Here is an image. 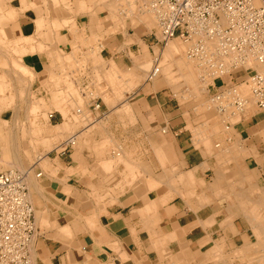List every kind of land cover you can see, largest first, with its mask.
Masks as SVG:
<instances>
[{"label": "crops", "instance_id": "obj_1", "mask_svg": "<svg viewBox=\"0 0 264 264\" xmlns=\"http://www.w3.org/2000/svg\"><path fill=\"white\" fill-rule=\"evenodd\" d=\"M88 1H22V6L30 7L21 13L19 36H31L58 54L35 55L36 95L50 106L47 115L53 127L65 123L72 127L58 141L69 137L75 140L67 155L54 151L55 157L48 158L54 165L53 176H46L47 172H40L34 165L27 168L34 175L41 174L36 179L49 200H38L40 207L46 208L50 226H36L38 235L31 249L34 264H201L219 252L227 256L238 248L236 252L243 253L249 247V235L244 226L247 221L238 215V210L244 212L252 229L255 222L251 214L258 212L262 219L257 227L264 229V189L257 190L254 185L256 171L261 167L256 155L260 151L256 149L258 138L253 130L264 125V114L245 118L243 111L239 122L221 131L218 127L222 118L210 105L203 107L199 88L198 116L194 107H173L165 92L152 89L149 83V87L119 90L118 79L108 82L103 70L114 65L119 72L128 71L122 66L131 64L140 51L139 68L147 63L148 52L128 39L121 26L112 23L111 12ZM68 56L69 60L73 58L70 61L76 67L72 71L78 75L67 101L57 103L56 99V105L48 89L47 68L50 63L63 64ZM92 60L98 61L96 89L87 74ZM62 84L59 82L56 88L59 95L65 91ZM187 88L190 91L191 87ZM210 90L216 91L212 86ZM96 104L98 108L94 109ZM251 107L245 111L250 112ZM192 129L198 131L196 141ZM236 138L238 144L231 147ZM222 154L234 160L237 167L228 169L226 162L221 165L220 161L226 160ZM241 161L257 170L247 171L239 166ZM259 176L263 179L264 173ZM27 180H31L29 176ZM223 181L228 188H224ZM236 183L248 187L240 191L237 186L235 190ZM223 189L236 204L226 201ZM257 251L260 257L261 249Z\"/></svg>", "mask_w": 264, "mask_h": 264}, {"label": "bare ground", "instance_id": "obj_2", "mask_svg": "<svg viewBox=\"0 0 264 264\" xmlns=\"http://www.w3.org/2000/svg\"><path fill=\"white\" fill-rule=\"evenodd\" d=\"M94 1H95V3H96L97 6H100V7L104 8V9H107L109 12H111V14H112L111 18L114 21L112 23H115L118 26H122L125 23H130L133 26L134 25L135 26H139L140 28H144L146 30H149L150 28H152L154 26L155 27L157 26V15H156V11L154 10L153 5H152L155 0H89L88 2L93 3ZM140 1L143 2L141 4V6H136V4L138 2H140ZM15 2H17V4H18L19 1L16 0ZM138 4H140V3H138ZM22 5L21 4L20 5L18 4L17 7L16 6L15 7L14 6L11 7V9H9V11H7V13H6L7 15H5V16H7V19H9V20H13V18L15 19V16L17 15V12L18 11H24L25 9H27L28 7H30V5L29 6H22ZM23 37L24 38H21L19 41L16 42V44H14L15 47H13V49H11L12 47H10V51L11 52H8V51H6V50L3 49V46H4L5 41H4L3 38L0 37V55L3 56V57H6L7 56V59L5 61L3 60L1 62L2 63H7L8 64V68H10L12 71H15L16 80H20V83H21V80H22L25 84H30L34 80V78H35V71H34V57H35V55L37 53L45 52V54H47L48 56L50 55V57H51V55L53 56V55H56L57 53L55 51H50L49 49L44 48L41 43H39L37 41H34L31 36L25 35ZM90 43H91V41H90ZM197 44H198V46H197ZM6 45H8V44L6 43ZM61 52L62 51H60V53ZM154 52L156 53V58H155L154 61L149 60V61H147V63H145V65H143V66H141L139 68H134V69H137L141 73L140 74L141 76H139L138 71L137 72L135 71V72L132 73L131 72V69H129L128 71L125 70L124 73L122 71L119 72L118 70H116L117 68H115L114 65H111V66L110 65L109 66L107 65L108 68H105V70H103L104 76L108 79L107 80L108 82H110V81L113 82L112 79H114V78L118 79L119 82H118V85L117 86L119 87V90L123 89L125 91H129L130 88L136 86V84H138V82L141 80L140 77H143L144 78L143 81H146V87H149L147 81H149L151 83V87L154 90H157V89H159V88L167 85V86H169V87L172 88V90L174 91V93L178 96L179 101L180 102L181 101L184 102L185 99H188L187 98L188 96H190V97L193 96L192 98L195 99L196 96L198 95L199 89L205 91V87L207 85L206 83H207V81H208L209 78L210 79H215V77L223 76L222 74L228 73L230 71V69H232L231 67H233V68L235 67L236 68L235 70H238V69H240L242 67H248V66H250L251 68H253L255 70H258V69L260 70L261 69L255 63V61L252 60V59H250V58H248L245 62H242V63L236 62L233 59V56L232 55H230L228 53L227 54L224 53L225 51H222L219 48V40L216 37H210L208 35L201 34V33H198L197 35H195L191 40H183L181 38L175 37V38H173L171 40H168L162 48H160V47H158L156 45V47L154 48ZM70 54L71 53H69L68 55L71 56ZM66 55L67 54H65L64 57H66ZM69 56L66 59H68ZM92 57L95 58L96 56H92ZM92 57H90V58H92ZM53 59H55V58H53ZM50 60H51V58H50ZM70 60L73 61V58H71ZM70 60L69 59L67 61L64 60V62L66 61V63L63 62V64H59V61L57 62L58 64H56V63H50L49 66H48V68H47V74H48V81H47L48 82V89L52 93V97H53V101H54L53 103H56V99H59V101L57 103L67 101V98L69 96V93L72 91V90H69V89H71V87L73 85V79H75L74 77L76 76L77 72L72 71L76 67V64H74L75 63L74 62L73 65H72V63H71ZM85 60H87V59H85ZM97 63H98L97 60H94V61L92 60L89 63V65H88L89 67H91V69L89 67L87 68V69L90 70V71L88 70V72H87L88 78L90 77V78H92L91 80L94 81L93 84H95V85H92V84L91 85H92V87L94 86L95 89L98 86V80H99L98 79V73L95 70V65ZM108 63L111 64L110 62H108ZM243 63H245V64H243ZM105 64L106 63H104V65ZM84 70H85V68H84ZM203 75L206 76V77H208V79L206 80V78H201ZM198 78L199 79H203V81H206V82H204V84L201 83L202 86H203V89L202 88H199L198 89V87H199V86H197L198 85L197 80H199ZM65 81H67V82H65ZM59 82H62L64 84V86H65V91H63V95H62V93H60V95H59L56 92V88H57ZM43 85H44V83H43ZM88 85H89V82H88ZM180 86L181 87H183V86L189 87L190 86L191 87V90L188 91V94H187V92L185 94V90H184V92L181 91L180 90V88H181ZM4 88H8L10 90L12 87H11V84H8L5 81V76L4 75H1L0 76V93L3 91ZM232 88L233 89L230 91V93L228 92V95L229 96H232V97L233 96H239V98H242L243 101L245 102V105L243 106V109H242L241 112H243V111L247 110L249 107H251V105L254 102H253V98H252L251 93H250L249 86L247 84H245V83L242 82L238 86H235V87H232ZM146 89H148V88H146ZM93 91H94V89H93ZM81 92H82V90H81ZM75 93H78V92H75ZM29 94H31V93H29ZM76 96H78V95H76ZM7 97L8 98H6V99H4V97H3L2 99H0V101L3 102V103L13 102L14 95H11V93H10V95H8ZM122 97H121V99H122ZM78 101H79V103H82V99L81 98ZM57 103H56V105H57ZM108 103H109V100H108ZM206 103H208L209 105L212 106L213 111L215 112V114L221 119L222 117L217 113L215 103L212 100L210 102L208 100V102H206ZM78 104L77 105L75 104L76 105V108H77ZM106 104H107V102H106ZM70 106H73V105L71 104ZM81 106L78 107V108L81 109ZM204 106L206 107L207 104H204ZM203 107H201V108L203 109ZM49 108H50V106L49 105H46L43 102V100L38 99V100H36L34 102H30L27 113H30L31 116L33 115L32 117H34V119H35V115L34 114L37 113V111L39 113H40V111L41 112H47V111L49 112ZM75 112H76V110H75ZM64 113L66 114V112H64ZM64 113H63V116H65ZM204 113H206V112H204ZM240 113L238 115H236L233 118L234 120H231V122H233V123L234 122H237ZM40 115L42 116V114H40ZM34 119H32V120H34ZM47 119H48V116H47ZM73 119H75V118L73 117ZM25 121H27V119ZM67 121H69V120H67ZM73 121H75V120H73ZM204 123H205V121H204ZM221 123H222L223 128H225L223 122H221ZM68 125L69 124H66L65 123V124H62L60 126H58V125L55 126V127H52L51 126L52 128H49L48 126H46V128H42V127H40L39 123H37L35 120L32 121V122H28V123L25 124V127L27 126V130H26L27 131V138H28L27 140H28L29 145L31 146V152H32L31 153V157H33L34 159L37 160L39 166L43 170H48L49 172L51 171V173H52L54 171L53 170V167H52L53 164H51V162L45 157L44 154H37V155H35V149H36L37 145L38 146H41L43 148L42 150L47 153V151L49 150V148L47 146H49V144H51L55 140H57L58 137H62L63 134L69 133L68 132L70 130L69 127H71V126L68 127ZM7 126H8V124H7V122L5 120H0V171L2 172L4 170H6L7 172H15V171H18L17 170V166L20 167L22 165L14 157L13 149H14V146H15V149L18 148V150H19V148H20V150H21V147H19L20 146V138L23 135V133H25V130H24V127H23V128H21L19 130V133H18V129H17L16 130V133L14 132V134H13L12 132H10L8 130H5V131L2 130V127H7ZM229 129H231V128L229 127ZM225 130H227V129H225ZM48 131H49V133L47 134L48 135L47 137L38 138V136H37L38 134H40V133H47ZM70 131H72V130H70ZM17 134H19V135H17ZM62 142H61L62 145H69L71 148L73 146H75V144H74L75 143L74 137H69L67 139H64ZM13 144H14V146L12 147ZM216 146H218V145H216ZM100 147H103V146H100ZM61 149H63V148H61ZM25 152H23V153H25ZM218 156L220 157L221 155L219 154ZM76 157H75V159H76ZM222 157H224L223 154H222ZM219 159H221V158H219ZM219 159H217V160L219 161ZM74 161H76V160H74ZM120 162H122V161H120ZM26 171H24V172L25 173H29V171H27V172ZM79 172H81V171H79ZM33 178L36 179V175H34ZM188 178H189V176H188ZM25 182H26V185H27L28 190H29L30 201H31V204H32V207H33V210H34V218L36 220V223H38L40 226H43V227H49L50 226V223H49V220H48V215H47L46 208L40 207V205H41L39 203L40 201L38 202L39 199H41V200H44L45 199V197L42 195L41 187L39 186V184H38L37 181L32 180V179L29 181L26 178L25 179ZM180 182H181V180H180ZM220 182H221V180H220ZM250 185H249V187H250ZM247 187H248V185H247ZM248 198H250V197H248ZM204 201H206V200L204 199ZM263 202H264V200H263ZM239 203H241V201L238 202V204ZM247 203H248V201H247ZM251 206L254 207L253 204ZM251 215H253L252 216L253 218H251V219H253V221L255 222L254 225H253V229H252L253 230V233L255 235V238H256L255 246L257 247V249H259L261 247L260 248L261 249V252H260V255L261 256L259 258H257V261L256 262H257V264H264V243H263L264 239H262V238H264V229H259L257 227L258 226L257 223H258V221L260 219H262V217L256 211H253ZM258 217H261V218H258ZM213 245H215V244H213ZM215 248H217V247H215ZM236 249H238V248H236ZM237 253H239V252L237 251ZM219 255H220V252L218 253V256ZM31 256H32L31 257L32 264H34V259H35L34 251H33V254ZM214 260H216V257L214 258ZM211 261H213V260H211Z\"/></svg>", "mask_w": 264, "mask_h": 264}, {"label": "built area", "instance_id": "obj_3", "mask_svg": "<svg viewBox=\"0 0 264 264\" xmlns=\"http://www.w3.org/2000/svg\"><path fill=\"white\" fill-rule=\"evenodd\" d=\"M152 5L156 44L165 45L175 37L191 40L201 33L216 37L219 48L236 62L254 60L261 69L242 67L241 79L250 88L256 110L264 114V0H155ZM231 68L229 75H237ZM231 90L232 86L220 87L210 95L225 129L245 105L239 96L228 95ZM26 178L24 171H0V264H32L38 233Z\"/></svg>", "mask_w": 264, "mask_h": 264}, {"label": "rangeland", "instance_id": "obj_4", "mask_svg": "<svg viewBox=\"0 0 264 264\" xmlns=\"http://www.w3.org/2000/svg\"><path fill=\"white\" fill-rule=\"evenodd\" d=\"M15 1L16 0H0V28H1L0 29V37L3 38L4 41H5L3 49L8 51V52H11L10 51V47H12L11 49H13V47H15L14 44H16V42L19 41L22 38V36H23V35L19 36L20 35V33H19L20 31H19V28L17 27L18 24H19L20 19H22L21 13L23 11H18L17 15L15 16V19L13 18V20H9V19H7V16H5V15H7L6 14L7 11H9V9H11V7H13V6L17 7L18 4ZM18 1H19L18 3H20L22 5V1H24V0H18ZM138 3H140V4H138ZM138 3L136 4V6H141V4L143 2L140 1ZM121 28L123 30V33L127 35L128 39L132 40V42L135 41L137 44H139V46L142 47V45H143L146 48V50H147L149 55L146 53L145 56L148 58V61L149 60H151V61L155 60L156 53L154 52V48L156 47V45L158 47H160V48H162L164 46V45L162 46V45L156 44V42L153 39V34L155 33L154 29H156L155 26L150 28L149 30H146L144 28H140L139 26H135V25L133 26L130 23H125V24H123L121 26ZM125 28L128 29L127 33H126V29ZM6 43L8 45H6ZM139 50H141V48ZM6 59H7V56L3 57V56L0 55V76L4 75L5 76V81L8 84H11L12 88L10 90L8 88H4L3 91L0 93V97H1L0 99H2L3 97H4V99L8 98L7 96L10 95V93H11V95H14V98H13V102H9V103H3V102L0 101V120H5L7 122V124H8L7 127H2V130L3 131L8 130V131L12 132L13 134H14V132L16 133L17 129H18V133H19V130L24 127L25 133H23V135L20 138V146L19 147H21V150H20V148H19V150H18V148L15 149L14 144L12 145V147L14 146V149H13L14 157L22 165L20 167L16 165L17 166V170L18 171H25L30 166H31V168H33V165H34L35 167H37V169H39V171L41 170L40 172H43L44 174H46V172L48 174L49 173L51 174V171L49 172L48 170H43L39 166L37 160L34 159L33 157H31V153H32L31 152V146L29 145L28 140H27L28 139L27 138V131H26L27 130V126L25 127L26 123L32 122V121L35 120L37 123H39L40 127H42V128H46V126H48L49 128H52L53 124L50 123L48 121V119H47L48 111L47 112H41L40 111V113L37 111V113L34 114L35 115V119H34V117H32L33 115L31 116L30 113H27L30 102H34V101L39 99L38 96L36 95V91H35V87H34V80L30 84H25L22 80H21V83H20V80H16L15 71H12L10 68H8V64L7 63H2L1 62L3 60L5 61ZM138 60H140V51H139L137 57L132 59V63L131 64H125V65L122 66V68L123 69H131L132 73L135 72V71L137 72L138 70L134 69V68L138 67V64H139ZM242 69L243 68L238 69L237 72H235L237 75H229V73H230L229 72L227 74H224L223 76L215 77V79H210V78L208 79V77L203 75L201 78H206V80L208 79V81L206 83L207 85L205 87V91H202L200 89L201 92L199 93V101H202L203 104L209 105L206 102H208V100L210 99V95L212 94V92L210 90V86H213L214 90H216V89H218L220 87L221 88L222 87H230V86H232V87L234 86L235 87V86H238L239 84H241L243 82L241 77L243 76V70H244V69L243 70ZM249 69H252V68H249ZM233 71H235V70H233ZM138 73H139V76H141L140 75L141 73L139 71H138ZM230 76L232 78H230ZM235 76H236V78H235ZM140 78H142V79L138 82V84H136V86L133 87V89L135 87L140 89V88H143V86L146 85V81H143V77H140ZM65 82H67V81H65ZM147 82L149 83V86H151V83L149 81H147ZM197 82H198L197 86H199L198 88H202L203 89L202 84H204V82H206V81H203V79H199V80H197ZM161 90H162V92L163 91L165 92V97L167 99H169V103H171L173 107L177 108V104L179 106L183 107L182 110H190V109H192L194 107V109H196L195 110L196 115L197 116L200 115L199 113H197V107H196L198 105V100L196 98L195 99L192 98L193 96L192 97L188 96L187 97L188 99H185L184 102L181 101L182 102L181 103L179 101L178 97L174 95V91L172 90L171 87L166 85V86H163V87L159 88L157 91H161ZM180 90L183 91V92L185 90V94H186V92L188 94L189 88H187L186 86L185 87L183 86V88L182 89L180 88ZM29 93H31V94H29ZM253 102H254V99H253ZM251 106H252L251 107L252 109L250 110V112L249 111H247V112L244 111V117L245 118L249 117L250 115H255L256 113H258L254 103ZM204 108H205V106H204ZM210 108L213 111V108H212L211 105H210ZM40 114H42V116L43 115L44 116L42 117ZM26 119H27V121H25ZM32 119H34V120H32ZM218 129H220L221 131L223 130V127H222L221 124H219ZM253 130L255 132V135L258 138L259 146L257 144V148L256 149L259 148L260 151H259V153H256V155L258 156L257 163L260 165V167H261L260 169L261 170H258V172H257L256 171L257 169L255 170V168H253V167H249L248 168L243 163V161H241V165H239V166L248 168L247 171H250L249 169H254L256 171V178H255V181H254V185H255V187H257V190L261 191V190L264 189V177H263V179H261L260 176H259V174H261L262 172L264 173V136H263V133H262V132H264V125H262V126L258 125L256 127H254ZM192 131H193V135H194L193 136V140L196 141V139H195L196 137L195 136L198 137V135L196 134V132H198V131L196 129H192ZM259 132H261V134H259ZM48 133H49V131L47 133H40L37 136H38V138H44V137L48 136L47 135ZM17 135H19V134H17ZM59 138L60 137H58L57 140ZM57 140H55L53 143H51V144H49V146H47L49 148L47 153L42 150L43 148L41 146L37 145V147L35 149V155L44 154L45 157L47 159L49 158L50 160H52L55 157L54 151H57V152L62 151L64 154L67 155L68 151L71 149L70 146L69 145H62L60 143V141L56 142ZM236 144H238L237 138L235 140V143L232 144L231 147L234 146V145L236 146ZM61 148H63V149H61ZM218 149L220 150V148H218ZM23 152H25V153H23ZM224 158H226V157H224ZM228 159L226 158V160H223V161L221 160L220 164L223 165L226 162V163L229 164L228 169H235V166L237 167V165H236L237 163L236 162L234 163L233 160H231V159L228 160ZM223 168H224V170H223V173H224L226 168H225V166ZM2 172H7V171L4 170ZM50 174L49 175L46 174V176H50ZM54 174H55V172L52 173L51 175L53 176ZM33 175H34V172L33 171L31 172V170H30L29 171V175H28L29 178L32 179V180L37 181V179L33 178ZM223 182H224L223 185L225 186L224 188H228L229 186L227 185V183L225 181H223ZM240 184L241 183L234 184V187L233 186L232 187L236 190V188L238 186V187H240L238 190L241 189L240 191H242L243 188L247 187L245 184H242V185H240ZM41 190H42V188H41ZM256 192H259V191H256ZM222 196H224L227 199L226 201H228V203L232 202V200H233V204H234V202H235L234 199L231 200L232 197L229 196V193H228V198H227L226 197V190H224V189H223ZM44 200L47 201L48 198H45ZM235 204H236V202H235ZM234 209L236 210L235 206H234ZM228 210H229V208H228ZM237 213H238V215L240 217L243 216L244 220L247 221L246 223H244V226L247 227V231H248V235H249V241L247 242L246 246H250V247H248V249L247 248L244 249V252L241 253V254L237 253L236 252L237 249L235 248L227 256L219 255V256L216 257V260H214L215 257L214 258L211 257V258L208 259V261L207 260L206 261H202L201 264H205L206 262H211L213 264H219V263L220 264L221 263L222 264H257L256 261H257V258H259V257H258V254H257V252H258L257 248L254 247L255 243H256L255 242L256 238H255V235H254V233L252 231L251 224L249 223L248 218L245 217V215L241 211L238 210ZM37 224L38 223H36V225ZM37 226L39 228L43 227V226H40L39 224ZM211 260H213V261H211Z\"/></svg>", "mask_w": 264, "mask_h": 264}]
</instances>
